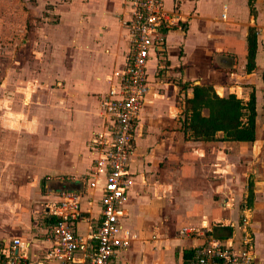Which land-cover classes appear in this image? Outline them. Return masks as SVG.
I'll use <instances>...</instances> for the list:
<instances>
[{"label": "crops", "instance_id": "crops-1", "mask_svg": "<svg viewBox=\"0 0 264 264\" xmlns=\"http://www.w3.org/2000/svg\"><path fill=\"white\" fill-rule=\"evenodd\" d=\"M50 3L55 16L36 27V51L39 42L47 47L36 56L32 83L37 87L17 88L24 91V105L32 104L27 121L31 133L20 129L14 136L15 168L36 175L33 183L41 191L42 207L31 213L21 192L31 184L21 180L10 182L11 188L2 191L6 198L0 201V245L7 247L14 238L26 240L29 257L42 255L47 247L36 212L58 201L61 191L85 194L83 219L78 223L81 233H88L99 221L104 177H90L91 137L110 123L102 101L119 84L117 73L127 66L130 49L123 21L130 12L128 0ZM164 5L178 12L184 23L166 32L163 58L152 50L147 62L150 89L136 127L122 218L133 237L126 249L116 252L113 264H184L203 237L184 235L183 227L211 229L222 239L236 234L239 223L235 222L247 207L242 198L250 179L243 164L257 158L252 171L259 181L254 179L264 183V0L255 1L256 17L248 0H164ZM250 26L257 28V50L255 67L247 71ZM2 68L0 93L9 100L12 71L6 64ZM195 85H209L220 96L236 94L245 101L254 92L255 140L188 139L182 118ZM2 131L4 171L11 165L12 131L6 123ZM262 193L254 188L260 201L253 199L251 207L264 203ZM257 216L264 223V207ZM229 227L231 234L222 237L229 234ZM256 250L257 239L256 264H264V250Z\"/></svg>", "mask_w": 264, "mask_h": 264}, {"label": "built area", "instance_id": "built-area-1", "mask_svg": "<svg viewBox=\"0 0 264 264\" xmlns=\"http://www.w3.org/2000/svg\"><path fill=\"white\" fill-rule=\"evenodd\" d=\"M128 1L130 12L124 20L130 39L128 63L122 73H117L119 84L102 101L110 118L109 125L91 137L90 177H104L99 221L88 233H81L78 223L83 219L81 204L85 194L61 191L58 201L36 212L47 243L44 253L29 257L30 243L14 238L9 246L0 245V264H113L116 252L130 245L133 235L123 225L122 218L131 183L129 165L136 127L150 89L147 62L152 50L158 58H163L166 32L184 22L178 12L165 8L164 0ZM94 185L91 181V186ZM181 233L205 234L195 227H183ZM253 247L249 233L239 242L233 236L226 239L203 236V242L184 264H256Z\"/></svg>", "mask_w": 264, "mask_h": 264}, {"label": "rangeland", "instance_id": "rangeland-1", "mask_svg": "<svg viewBox=\"0 0 264 264\" xmlns=\"http://www.w3.org/2000/svg\"><path fill=\"white\" fill-rule=\"evenodd\" d=\"M40 2H42L41 5ZM51 6L50 0H0V72L2 71V67L5 64L8 65L12 71V80L10 82L11 91L9 92L10 95L8 98L9 100H4L7 95L5 94L4 97H2L0 93V140L2 138L3 123L9 125L12 131V149L10 153L11 165L8 166V169L6 167L4 171H2V156L0 154V182L5 184L2 189L0 188V201H3V199L6 198V195L3 194L2 191L11 188V186L8 185L10 182H18L19 180L27 182L28 185L31 184V186H33L29 187L27 185L28 188L22 189L21 192L23 193L22 195L24 198L29 200L28 206H30L32 214L33 211L37 209L38 205L41 204V201L39 200L41 191L39 188H36L35 183H33L35 180L34 176H36L35 174L25 171L18 173L17 169L15 168L18 166L15 164L17 156L16 152L18 151V148L17 145H14V136L18 134V130L20 129L24 130L23 133H31V130L28 127L29 123H27V121L32 117L30 114L33 111V108L32 104L24 105V91L23 89L20 90L17 88L21 85H26L29 87V89H36L35 87H37V85L35 86L34 84V74H36V67H38L35 60L37 59V55L44 54L43 50H45L47 47L45 46L46 43H43V46H40L42 43L39 42L38 49L36 51L35 48L37 47H35V38H38L36 27L39 26V23L44 22V19L49 21L55 16L50 12ZM39 32L41 33V31ZM47 53L48 52H46V54ZM30 98H33V96ZM22 137L27 140L26 134H24ZM256 162L257 158L253 157L250 164L248 162L243 164V168L245 167L244 169L247 173L246 177L250 178L251 181L254 180V188L260 192L264 190V183L257 181L255 182V172L252 171V167L255 168V166H257ZM250 169L251 172H249ZM256 180L259 181V178ZM247 185L248 179L246 182V187ZM246 191V195H244L242 198V203L244 204L248 203V190ZM262 195L264 194L262 193ZM253 199L258 202L260 201L259 199H256L255 195ZM263 200L264 198L262 201ZM263 207L264 203H254L253 207H245V211L243 212L242 210V212H240L241 214L239 219L237 222H235L236 224L239 223V225L236 234L233 235V238L239 242L246 233H249V235L252 236L254 240L253 249L255 250V239H257L256 251H260L261 253H263L264 250V234L262 232L264 231V223L263 220L257 216V212ZM2 209L5 210V208H1V210ZM244 217L247 218L246 222L245 220L243 221ZM200 231L205 233L202 235V237H216L215 235L211 234V229L208 231L200 229ZM259 243L260 245H258Z\"/></svg>", "mask_w": 264, "mask_h": 264}, {"label": "trees", "instance_id": "trees-1", "mask_svg": "<svg viewBox=\"0 0 264 264\" xmlns=\"http://www.w3.org/2000/svg\"><path fill=\"white\" fill-rule=\"evenodd\" d=\"M256 0H248L251 14L256 17ZM247 71L255 67L257 28L248 29ZM207 111V113H205ZM182 128L188 139L210 141H254L256 138V97L251 93L247 101L236 94L220 96L212 86L195 85L193 96L186 99ZM254 183L248 184L246 206H252ZM244 206L242 205L241 208ZM232 228L229 227V236Z\"/></svg>", "mask_w": 264, "mask_h": 264}]
</instances>
